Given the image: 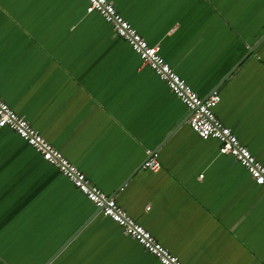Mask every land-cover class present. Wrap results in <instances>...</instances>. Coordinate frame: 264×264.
Masks as SVG:
<instances>
[{"label":"crops","instance_id":"1","mask_svg":"<svg viewBox=\"0 0 264 264\" xmlns=\"http://www.w3.org/2000/svg\"><path fill=\"white\" fill-rule=\"evenodd\" d=\"M108 1L264 164V0ZM86 5L0 0V97L182 264H264V189ZM0 264L161 263L2 128Z\"/></svg>","mask_w":264,"mask_h":264},{"label":"built area","instance_id":"2","mask_svg":"<svg viewBox=\"0 0 264 264\" xmlns=\"http://www.w3.org/2000/svg\"><path fill=\"white\" fill-rule=\"evenodd\" d=\"M86 13L96 12L108 23L114 34L138 55L143 65L151 68L158 78L180 100L189 113L190 129L200 139H214L219 144V153L232 157L242 165L255 185L264 189L257 170L264 171V164L258 161L243 146L237 136L216 117L214 109L219 102L216 91L202 98L195 93L183 79L163 60L158 45H149L131 25L117 12L108 0H85ZM7 128L15 132L41 158L53 166L78 191H80L95 209L109 218L132 240L138 242L144 250L153 255L161 264H182L181 261L165 249L142 226L137 224L116 201L95 186L79 169L70 163L55 147L47 142L23 117L0 97V129ZM142 167L150 171L160 168L157 153H149Z\"/></svg>","mask_w":264,"mask_h":264},{"label":"snow or ice","instance_id":"3","mask_svg":"<svg viewBox=\"0 0 264 264\" xmlns=\"http://www.w3.org/2000/svg\"><path fill=\"white\" fill-rule=\"evenodd\" d=\"M257 172H258V175L260 176L261 181L264 182V171H261L258 169Z\"/></svg>","mask_w":264,"mask_h":264},{"label":"trees","instance_id":"4","mask_svg":"<svg viewBox=\"0 0 264 264\" xmlns=\"http://www.w3.org/2000/svg\"><path fill=\"white\" fill-rule=\"evenodd\" d=\"M138 243V242H137ZM139 244V243H138ZM140 245V244H139ZM141 246V245H140ZM142 247V246H141ZM143 248V247H142ZM146 251V250H145ZM147 252V251H146ZM150 254V253H149Z\"/></svg>","mask_w":264,"mask_h":264},{"label":"water","instance_id":"5","mask_svg":"<svg viewBox=\"0 0 264 264\" xmlns=\"http://www.w3.org/2000/svg\"><path fill=\"white\" fill-rule=\"evenodd\" d=\"M263 40V38L261 39V41Z\"/></svg>","mask_w":264,"mask_h":264}]
</instances>
